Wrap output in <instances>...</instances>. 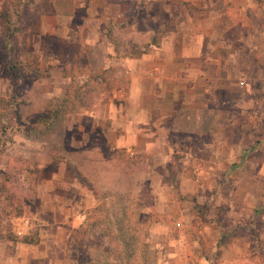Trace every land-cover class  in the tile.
Segmentation results:
<instances>
[{
	"label": "crops",
	"instance_id": "obj_1",
	"mask_svg": "<svg viewBox=\"0 0 264 264\" xmlns=\"http://www.w3.org/2000/svg\"><path fill=\"white\" fill-rule=\"evenodd\" d=\"M11 1L0 0V17L3 3ZM133 1L134 9L119 10L116 0H54L53 9L41 15V39L71 38L77 18L84 23L77 25L79 32L90 20L107 24L96 28L105 38L87 39L82 47L105 49L98 66L87 54L75 67L83 81L108 78L117 87L104 89L95 107L83 111L94 120L80 127L78 141L103 136L109 150L147 162L148 178L154 180L149 188L155 194L167 190L169 199L155 197L157 211L198 217L203 230L219 228L220 249L210 264H264V254L255 250L264 239V225H258L264 222V102L259 99L264 89L242 79L264 61V41L257 34L244 36L236 0ZM119 17L131 32L128 39H116L107 28ZM63 66L57 59L58 69ZM40 145L48 158L44 164L35 170L10 168L20 177L23 190L15 179L10 183L26 209L38 202L39 228L33 230L26 216L1 214L0 264H68L73 231L96 205L97 191L85 173L69 169L67 158L53 161L46 142ZM85 148L76 153L89 154L94 162L101 148ZM11 171L0 173V182L13 180ZM203 176L217 177L216 183L201 187L196 182ZM214 209L224 213L220 220L209 215Z\"/></svg>",
	"mask_w": 264,
	"mask_h": 264
},
{
	"label": "rangeland",
	"instance_id": "obj_2",
	"mask_svg": "<svg viewBox=\"0 0 264 264\" xmlns=\"http://www.w3.org/2000/svg\"><path fill=\"white\" fill-rule=\"evenodd\" d=\"M116 1L118 5L114 7L119 10L134 9L133 0ZM53 3L54 0H12L3 3L1 9L0 173L12 170V178V167L35 170L44 164L48 158L39 150L41 142H46L53 161L67 158L69 169H81L85 173V180L97 191L96 205L87 210L82 228L73 231L68 264H210L211 255L214 259L220 249L216 239L219 228L207 226L203 230L198 217L182 218L180 213L171 215L157 211L155 197L159 202L169 199L165 196L167 190L155 194L149 188L154 180L151 182L148 178L151 170L146 168L147 162L109 150L103 136L93 135L86 144L78 141L83 136L80 127L91 126L94 120L83 111L95 107L104 89L117 87L108 78L83 81L77 74L78 67H75L77 61L85 60L87 54L92 55L94 67L98 66L105 49L82 47L87 39L105 38L98 34V29L107 24L90 20L87 23L89 28L79 32L78 26L84 23L77 18L73 25L77 34L73 32L71 38L41 39L37 36L41 32V15L52 10ZM140 4L143 6V1ZM236 5L240 10L244 36L257 34L259 41H264V0H236ZM102 8L106 10V7ZM120 21L119 17L115 23L109 24V32L116 39L130 38L131 32ZM78 55L82 59L76 57ZM57 59L64 65L63 69H58ZM15 62L17 67L25 69V62L38 66L42 77L19 76L9 68ZM263 71L264 61L260 60L258 70L249 79H242L261 91L264 89ZM240 86L246 85L242 83ZM259 99L264 102V95ZM84 132L87 134L88 131ZM25 140L29 141L28 146L21 144ZM95 145L101 148V152L95 153L94 162L89 154L76 153ZM48 168L51 171L53 166ZM199 178L196 184L201 187L212 186L217 180L213 176ZM12 179L11 182L14 179L17 182V187L21 186L19 176ZM196 179L194 174L193 180ZM138 185L140 191H137ZM21 187L23 190V185ZM160 195H163L162 199ZM177 197L187 199L180 193ZM27 198L33 201L34 192H30ZM37 205L38 202L34 201V206L27 207L23 214L28 217L33 230H37L40 223L41 212ZM195 210L201 214L200 210ZM222 214L219 209H214L209 215H216L220 220ZM258 225L262 227L264 222L259 220ZM255 250L256 255L258 251L260 256L264 254V239L259 240Z\"/></svg>",
	"mask_w": 264,
	"mask_h": 264
},
{
	"label": "trees",
	"instance_id": "obj_3",
	"mask_svg": "<svg viewBox=\"0 0 264 264\" xmlns=\"http://www.w3.org/2000/svg\"><path fill=\"white\" fill-rule=\"evenodd\" d=\"M9 40H7V45ZM25 67H17V63H12L9 65V68L13 71H16L19 76L24 77L26 75H33L37 78L42 77V70L33 64L25 62ZM10 178H7L5 181L0 182V215L6 216H17L23 215L26 211L25 203L20 195L14 191L13 186L11 185ZM34 241V239H32ZM224 243V240H221Z\"/></svg>",
	"mask_w": 264,
	"mask_h": 264
}]
</instances>
